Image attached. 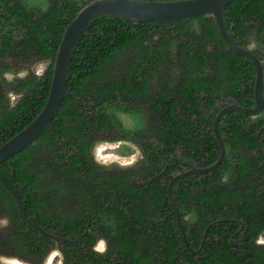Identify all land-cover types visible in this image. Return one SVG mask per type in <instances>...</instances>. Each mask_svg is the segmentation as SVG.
<instances>
[{
	"label": "trees",
	"instance_id": "16d2710c",
	"mask_svg": "<svg viewBox=\"0 0 264 264\" xmlns=\"http://www.w3.org/2000/svg\"><path fill=\"white\" fill-rule=\"evenodd\" d=\"M71 1L73 0H48L50 6L47 12L42 13L38 9H27L25 0H0V76L2 77L4 72L12 69L7 63L8 57H21L28 61L32 58H35L34 61L45 59L48 62L47 71L42 79L31 75L32 77L25 80H17L18 83L25 84L28 91L24 92L21 102L16 107L10 108L9 102L0 104V146L29 125L44 107L50 91L55 57L64 31L77 13L94 0H81L75 4ZM223 17L231 38L236 44L245 48L248 37L253 35V30L257 29L255 38L261 45H264V0H234L223 10ZM109 20L127 19L102 17L89 27L75 52L66 95L50 129L28 148L9 158L0 166L1 172L18 194L23 212L28 218L50 233L70 239L80 238L82 243H87L88 251L95 243V230H89L85 237L82 234L85 224L92 222L91 215L88 213L94 205L89 203L90 198L86 196L82 199L83 211L79 215L83 219L77 217L74 211L76 203H74L73 189L79 180L85 183L89 180H100V174L95 173L98 168L89 153L90 139L85 131L95 133L103 130L112 131L113 127H117L118 130L122 129L121 122L110 114L114 110L122 109L104 105L84 107L81 105L84 101L77 99V92L81 93L86 100L91 95L96 98V93L93 91L94 77H97L108 65H106V60H101V57L96 55L95 45L103 35L99 29H93L96 25L97 27L102 26L103 21ZM196 21L204 30V70L211 68L210 71L204 72V77H208L204 83V92L208 94L207 110L213 112L206 121V125L211 128L207 133L208 143L211 144L215 140L212 126L220 111V108L213 107L216 96L211 97V95L214 93L215 95L217 93L230 95L235 97L240 105L254 107L256 70L248 59L227 48L216 21L212 17H201ZM251 21L254 24H251ZM254 54L264 61V52L258 50ZM4 83L7 86L13 84L5 80L0 82V94L4 92L2 86ZM14 90L16 93L23 92L19 87H15ZM157 110L159 115L165 116L167 120L162 128L161 140L169 145L168 140L165 139L168 137L171 141L172 130L169 116L177 114L174 108H158ZM193 114L198 115L197 108ZM233 116L236 117L232 118ZM249 117L239 112H231L223 118L222 125L224 126L221 132L225 136L228 153L223 165L213 174L206 175L204 225L196 226L199 234L218 219L217 215L222 214L220 218L223 219L228 217L227 213H231L232 210H237L241 214L246 222L250 238H257L261 232H264V165L260 169L259 160L261 161V158H254L252 155L253 150H257L256 138L261 127L264 126V121L256 120L254 128L244 129L242 127L244 123L240 120ZM261 134L264 136V130ZM215 147L217 151L214 150ZM263 148L261 144L260 149ZM205 151L208 153L209 161L204 166H210L219 157V146H209ZM164 163L161 168L164 167ZM170 171L167 173L169 174ZM225 172L229 173L230 183L222 184L220 181ZM249 179H254L253 183ZM198 186L202 185L198 184ZM98 188L96 186L95 190ZM202 192L203 190L194 194L189 191V195L200 202L197 213H201L203 208L201 206ZM161 193L167 196L166 188H162ZM179 196L182 198L183 195L180 193ZM144 197L146 198V195ZM134 206L137 207L129 206V211L133 216H137L135 208L141 210L147 204L142 201ZM95 209L97 210L98 207ZM225 209L227 213L224 212ZM100 210L103 214L99 213L96 221L97 225L102 224L104 232L113 227L114 220L118 224L123 218V216H118L109 219L104 214L105 210L103 208ZM3 217H7L10 224L7 228H0V254H3L5 250H10L30 260L33 264H37L57 244L66 258L75 251L73 245L49 239L25 222L19 215L13 195L0 179V218ZM140 221L145 223L147 220L142 218ZM127 222L128 227H133L129 218ZM183 225L187 228L185 222ZM220 226L223 225L211 226L207 243L204 246V262L203 258H200L199 262L204 264H264V245L258 246L250 240L242 255L231 249L226 238L225 241L223 237L220 238L221 243L218 244L214 233L220 234L217 230ZM133 228L134 230L127 234L122 231L124 236H127L128 261L131 264H153V257L144 254L146 234L139 231L137 226ZM165 231L163 236L167 244L161 255V258L165 256L167 259L165 264H198L194 258L187 261L184 252L174 253L176 247L172 245L173 240L170 237L174 232L170 220ZM138 250L141 252L139 253ZM175 256H177L176 259Z\"/></svg>",
	"mask_w": 264,
	"mask_h": 264
},
{
	"label": "flooded vegetation",
	"instance_id": "af4514ba",
	"mask_svg": "<svg viewBox=\"0 0 264 264\" xmlns=\"http://www.w3.org/2000/svg\"><path fill=\"white\" fill-rule=\"evenodd\" d=\"M79 1L81 0L71 2L75 4ZM194 23L200 24L196 19L178 22L109 20L103 21L102 26L97 27L96 25V28L94 27L93 30L99 29L103 35L95 45L96 55H99L101 60H106L108 67L102 69L100 76L94 77L93 91L96 93V98L91 95L86 100L81 93L77 92V99L84 101L81 102L84 107L104 105L105 107L122 109L121 111L136 117V122L125 121L129 128L133 129L131 131L126 130L124 126L120 130L113 127L112 131L103 130L95 133L85 131L86 134H89L90 139L89 153L91 155L90 150L96 140L123 139L131 140L139 145L143 150L144 159L136 167L126 170L115 167L109 170L96 164L98 169L95 173L100 174V180H89L87 183L81 180L77 182L73 189L76 216L79 217L82 214V199H85L86 196L90 198L89 203L94 205L88 213L91 215L92 222L85 224L82 236L85 237L89 230H95V243L100 238L105 239L108 244V251L106 255H98L92 251L95 243L88 251L87 243H82L80 238L72 239L77 242V247L73 245L75 251L71 253V256L68 255L66 258L63 254L64 264H131L127 259L129 257L126 254L128 253L127 236H124V233L127 234L134 230V226L146 234L144 254L153 257V264H165L167 259L165 256L161 258V255L167 244L163 233L166 232L165 228L169 220L174 231V234L171 233L170 235L173 240L172 245L176 247L174 253L184 252L187 261L194 258L198 264H204L199 262V259L203 258L204 262V246L213 225H223L217 227L220 234L214 233L215 241L220 244V238L223 237L224 241L225 238L228 239L231 249L240 254L247 248L250 240L255 242L258 238L249 237L246 222L237 210L227 213V209H225L224 212L227 213L228 217L222 219L220 218L222 214L217 215L218 219L200 234L196 228L198 225H204V181L207 179L206 175L213 174L216 169L221 167L226 161L228 153L225 136L221 132V128L224 126L222 125L223 118L228 113L237 111L226 113L220 121V133L226 149L223 163L211 172H195L176 180L172 184L171 194H169L171 183L177 176L195 169L209 167L204 166L209 161L208 153L205 151L209 146L218 145L219 157L221 155L220 145L214 132V123L212 129L215 140L211 144L207 140V133L211 128L206 125V121L209 120V115L213 112L207 110L208 100L206 98L208 94L204 92V83L208 77H204V72L210 71L211 68L208 67L204 70V30L199 27L198 34L192 31L191 26ZM252 23L254 24L253 21H251ZM256 30L252 32L254 36H256ZM34 60L35 58L28 61L21 57H8L7 63L12 67L10 71H16L17 67H28L37 61H47L45 59ZM261 62L264 68V61ZM3 81L0 76V82ZM2 86L4 92L0 94V104L9 102L8 93L10 91L15 92V87L23 90L19 93L24 94L25 91H28L27 86L18 83L17 80L10 86L5 83ZM215 96L213 107L220 108V111L233 104L240 105L237 99L230 95L221 93L211 95V97ZM20 102L21 100L16 106ZM158 108H174L177 114H174L175 117L169 116L172 130L171 141L168 137L165 138L169 145L165 144L166 141L162 142L161 140L162 128L167 120L165 116L159 115ZM195 108L198 109V115L193 114ZM263 114L264 110L255 115L258 117L256 120L264 121ZM234 117L236 116L232 118ZM252 117L240 120L246 124H242L244 129L256 126V120L253 121ZM263 130L264 126L261 127L256 138L257 150L252 152L254 158H261V161L259 160L260 169L264 165V148L260 149L261 144L264 146V136L261 134ZM214 150L217 151V148L215 147ZM151 158L152 162L150 163ZM163 163L165 165L161 168ZM169 170L171 171L168 174L167 171ZM253 180L249 179L251 183ZM198 184L202 186L199 187ZM96 186L99 188L95 190ZM242 186L247 188V186ZM162 188H166L167 196L161 193ZM202 190L201 206L203 208L201 213H197L200 202L189 195V191L197 194ZM180 193L183 195L182 198L179 196ZM170 195H172V200L177 205L179 213H177ZM142 201H145L147 206L141 210L135 208L137 216L130 214L129 206L137 207L134 204H139ZM95 207L98 209L96 210ZM100 208L105 210L104 214L109 219L123 216L121 222L117 224L114 220L113 227L104 232L102 224L97 225L96 221L97 215L103 214ZM188 212L195 214V223L183 220V216ZM120 213L122 215H119ZM126 216L131 220L133 227H128ZM142 218L147 221L142 223L140 221ZM148 248L150 249L146 253ZM138 252L140 253L141 250ZM0 255L16 256L26 261L27 264H33L30 260H26L10 250H5ZM176 258L177 256H175ZM43 260H39L40 262L37 264H42ZM161 260H163L162 263Z\"/></svg>",
	"mask_w": 264,
	"mask_h": 264
},
{
	"label": "water",
	"instance_id": "95a60500",
	"mask_svg": "<svg viewBox=\"0 0 264 264\" xmlns=\"http://www.w3.org/2000/svg\"><path fill=\"white\" fill-rule=\"evenodd\" d=\"M233 1L234 0H94L88 3L77 13L76 17L68 24L64 31L55 57L50 91L44 107L29 125L0 146V166L9 158L28 148L50 128L63 104L72 60L79 44L89 27L95 21L102 17L111 16L133 21L150 22H178L201 17H212L216 21L221 38L227 48L248 59L253 64L256 70L254 84L255 106L253 108H247L238 104H233L224 108L217 114L214 122V132L221 149L219 159L209 167L195 169L177 176L171 183L169 194H171L172 184L176 180L188 174L195 172H211L218 168L223 163L226 153L219 127L222 117L230 111H237L244 115L255 116L264 110V68L262 62L254 53H247L244 47L239 46L232 40L223 17V10ZM0 179L13 195L17 203L19 215L25 222L35 227L49 239L70 243L77 247V242L75 240L50 233L32 219L28 218L23 212L18 194L1 170ZM170 197L172 200V195H170ZM173 205L177 213H179L177 205L174 202Z\"/></svg>",
	"mask_w": 264,
	"mask_h": 264
},
{
	"label": "clouds",
	"instance_id": "9594fccd",
	"mask_svg": "<svg viewBox=\"0 0 264 264\" xmlns=\"http://www.w3.org/2000/svg\"><path fill=\"white\" fill-rule=\"evenodd\" d=\"M48 0H25V7L29 10L38 9L40 12H47L49 7ZM192 31L199 33V24L194 23ZM264 52V45H261L255 38L254 35L248 37V42L245 45V51L247 53H256L257 51ZM47 61H37L28 67H22L18 71H6L2 74V79L7 81L9 84L14 83L16 80H25L30 75H34L37 79H42L47 71ZM23 98V93H15L10 91L8 93L9 107L14 108L16 104ZM113 114L115 119L119 120L122 126L126 130H133L129 128L125 121L136 122V117L132 114L125 113L121 110H114L110 112ZM258 117L253 116L252 120L255 121ZM91 156L95 164L104 169H112L113 167L120 170H126L136 167L143 159V150L139 145L135 144L131 140H107L101 139L96 140L91 147ZM230 176L228 172H225L221 177V183L227 184ZM185 222L195 223L196 216L193 212H188L183 216ZM10 221L7 217L0 218V228H7ZM258 246L264 245V233L260 234L256 239ZM98 255H106L108 251L107 241L103 238L97 240L92 249ZM59 258V259H57ZM64 264L63 253L61 252L59 245L49 252L47 257L42 261V264ZM0 264H27L26 261L16 256L0 255Z\"/></svg>",
	"mask_w": 264,
	"mask_h": 264
},
{
	"label": "rangeland",
	"instance_id": "374dc122",
	"mask_svg": "<svg viewBox=\"0 0 264 264\" xmlns=\"http://www.w3.org/2000/svg\"><path fill=\"white\" fill-rule=\"evenodd\" d=\"M23 67H25V66H23ZM22 67H17L16 68V71H18L19 69H21ZM57 259H59V258H57ZM54 264H56V262L54 261Z\"/></svg>",
	"mask_w": 264,
	"mask_h": 264
}]
</instances>
